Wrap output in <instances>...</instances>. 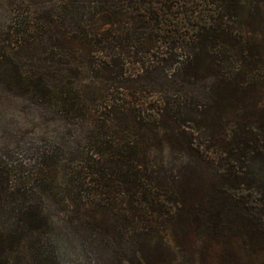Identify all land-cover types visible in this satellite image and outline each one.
I'll return each instance as SVG.
<instances>
[{"label":"trees","instance_id":"trees-1","mask_svg":"<svg viewBox=\"0 0 264 264\" xmlns=\"http://www.w3.org/2000/svg\"><path fill=\"white\" fill-rule=\"evenodd\" d=\"M63 3L73 13L66 28L75 29L55 30L51 40L72 54L90 53L93 84L107 91L96 96L94 155L80 167H50L46 177L55 184L40 191L64 189L56 202L71 226L92 208L117 209L130 231L159 238L160 248L170 239L204 264H264V49L252 24L243 23L245 1ZM30 22L21 16L16 25ZM131 63L136 70L128 73ZM74 68L80 76L86 67ZM145 73L161 77L156 84L167 90L181 87V97L160 98L153 112L124 98L121 80ZM68 91L58 93L69 112H84L85 96ZM144 128L183 154L184 170L198 171L201 181L185 172L163 175L149 160ZM57 170L67 174L63 182L54 180ZM22 215L18 229L0 230V264H21L28 242L39 244L52 228L42 203L28 202Z\"/></svg>","mask_w":264,"mask_h":264},{"label":"rangeland","instance_id":"rangeland-1","mask_svg":"<svg viewBox=\"0 0 264 264\" xmlns=\"http://www.w3.org/2000/svg\"><path fill=\"white\" fill-rule=\"evenodd\" d=\"M63 1L77 0H0V230L18 229L24 206L36 202L44 204L52 228L39 244L28 242L21 264H204L193 250L177 247L170 239L168 246L160 248L159 238L136 236L117 209L92 208L68 225L65 208L56 202L64 189L40 191L44 184H55L46 177L50 167H80L83 159L94 155L99 146L93 129L100 110L96 96L101 98L107 91L93 84L96 74L87 66L90 53L72 54L63 41L51 40L55 30L75 29L66 28L72 25L73 13L71 3L65 9ZM78 1L94 6L96 0ZM244 1L243 23L252 24L264 49V0ZM21 16L32 22L16 25ZM97 23L103 30L109 28L104 21ZM79 44L84 45L83 41ZM78 63L86 67L80 76L74 70ZM127 65L128 73L136 70L132 63ZM160 78L147 73L136 79L125 77L119 90L124 98L130 95L133 103L153 112L160 98L173 100L182 95L181 87L170 91L157 85ZM74 89L85 96V111L78 115L69 112L62 100L66 96L58 93L69 90L73 96ZM141 133L152 148L149 160L163 166V175L185 172L201 181L198 171L184 170V155L165 149L153 129L144 128ZM61 172L60 178L56 171L55 181L67 177ZM144 250L151 254L146 260ZM226 262L232 264L230 259Z\"/></svg>","mask_w":264,"mask_h":264}]
</instances>
